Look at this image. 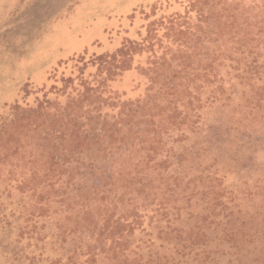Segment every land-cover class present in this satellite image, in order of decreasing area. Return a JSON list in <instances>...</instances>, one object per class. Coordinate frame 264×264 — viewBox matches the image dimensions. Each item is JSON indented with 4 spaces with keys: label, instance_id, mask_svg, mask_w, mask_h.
Returning a JSON list of instances; mask_svg holds the SVG:
<instances>
[{
    "label": "rangeland",
    "instance_id": "1",
    "mask_svg": "<svg viewBox=\"0 0 264 264\" xmlns=\"http://www.w3.org/2000/svg\"><path fill=\"white\" fill-rule=\"evenodd\" d=\"M0 264H264V0H0Z\"/></svg>",
    "mask_w": 264,
    "mask_h": 264
},
{
    "label": "trees",
    "instance_id": "2",
    "mask_svg": "<svg viewBox=\"0 0 264 264\" xmlns=\"http://www.w3.org/2000/svg\"><path fill=\"white\" fill-rule=\"evenodd\" d=\"M139 214V213H138ZM116 238H121L122 240H120V243H126V240L123 238L124 235L119 231L118 234L115 235ZM71 258V256L69 257Z\"/></svg>",
    "mask_w": 264,
    "mask_h": 264
}]
</instances>
